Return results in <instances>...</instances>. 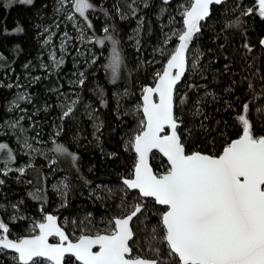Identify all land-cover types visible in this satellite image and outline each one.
I'll return each mask as SVG.
<instances>
[{"label":"snow or ice","instance_id":"obj_1","mask_svg":"<svg viewBox=\"0 0 264 264\" xmlns=\"http://www.w3.org/2000/svg\"><path fill=\"white\" fill-rule=\"evenodd\" d=\"M35 3L7 0L4 7ZM54 3L52 26L39 33L49 49L48 62L39 65L43 76L32 75L28 62L23 68L29 84L19 83L18 76L11 79L14 69L0 53V89L12 95L8 99L0 92V137L17 144L13 148L0 139V264H264V36L253 44L248 27L257 17L264 22V0L248 5L232 0L231 7L229 0H123L119 5L114 0L104 15L111 11L109 19L137 20L129 39L138 53L143 52L140 37L148 17H155V55L137 58L126 76L118 27L106 22L102 37L91 35L97 30L91 16L100 0ZM221 12L227 15L217 31L209 22L220 20ZM65 22L75 37L61 31ZM206 28L215 33L211 46L203 42ZM24 31L19 24L3 29L5 35ZM225 33L238 39L225 43ZM53 38L60 41L58 50ZM105 42L111 44V55L103 67L110 71L114 91L97 85L96 101L86 103L83 94L100 59L86 46L104 47ZM66 58L71 68H65ZM141 72L146 74L138 77ZM189 73L196 79L189 82ZM45 80L47 96L38 104L27 88ZM209 104L218 105L213 111L219 119L209 115ZM104 109L128 129L117 149L107 153L103 138L110 124L102 119ZM53 112L54 147L45 150L42 125ZM82 117L86 120L76 136L91 124L89 143L108 159L118 160L121 149L129 153L131 163L115 186L84 177L81 155L58 142L68 125L80 124ZM85 139L77 143L83 146ZM157 155L163 171L151 163ZM61 157L73 173L71 180L51 186L59 196L53 212L47 174L57 171ZM73 182L80 183V196L87 189L84 202L94 206L82 216L59 211L73 207ZM10 183L33 187L27 196L34 204L10 197Z\"/></svg>","mask_w":264,"mask_h":264},{"label":"trees","instance_id":"obj_2","mask_svg":"<svg viewBox=\"0 0 264 264\" xmlns=\"http://www.w3.org/2000/svg\"><path fill=\"white\" fill-rule=\"evenodd\" d=\"M92 3H96V0H90ZM114 0H100V4L97 7V11L92 14L91 18L93 22L96 24L97 30L95 33H92L94 37H102L103 33L100 30L101 26L107 24L109 26H117L119 31L117 38L120 40V44L118 48L121 50V55L124 59V65L122 66V74L124 76L127 75V70L132 68L139 58L140 60H144L147 58L151 60L155 55L153 52V48L157 47L156 40V27L151 23L152 20L155 19L154 16L148 17V23L146 25V30L141 32V45L143 48L142 53L136 52V45L134 40H130L129 37L133 35V30L136 28L137 20L134 18H130L129 20H120L117 16L115 19H109L112 13L109 11V17L104 15L103 9H111ZM232 0H229V7H231ZM7 3V0H0V53H3L9 59V63L11 68L14 69L12 73H10L11 79H15V77H20L19 83L27 86L29 84V76L28 73L23 68L25 63L31 62V73L32 75L43 76V71L39 68V65L45 62H48L49 57V49L43 47L42 39L39 33L43 30L44 27H50L53 16L56 15V5L54 0H36V3L33 6H21V5H13L12 7H4ZM116 4H122L123 0H115ZM251 3V0H244V4L248 5ZM47 4L48 7L44 8L43 5ZM66 11V8L64 9ZM227 13L221 12L220 20L213 19L209 22L211 27H214L219 31L218 25L221 22H224V17ZM19 24L23 26L25 31L21 34H12L5 35L3 29H8L11 31ZM40 26L39 28L37 26ZM250 29V36L252 38V43L255 44L257 42L258 37L264 36V22L260 21L257 17L254 23H249L248 25ZM70 31V33L75 37L77 33L71 29V25L65 22V25H62V29ZM207 36L204 38V45L211 46L212 39L211 37L215 35L214 32L209 31L207 28L205 29ZM238 39L235 36H227L225 33V43L229 41H233ZM221 41H216L218 45ZM79 42L77 41V44ZM53 44L55 48L58 50V39L53 38ZM86 47L92 48L93 51L97 52L100 56V59L97 65L93 66L95 68V76L91 77V83L89 84V91L83 94V99L86 103H94L96 101L94 89L97 85L104 87L110 91H114V86L109 84L108 81L110 79V71L106 70L103 65L108 63L109 57L111 55V44L110 42H105L104 47H100L96 45L93 47L92 45H87ZM197 47H202V45H197ZM18 49V50H17ZM234 51V48H233ZM59 54V53H58ZM259 54V53H258ZM73 55L75 53L73 52ZM65 68H71L72 61L70 58H66ZM146 68L151 67L150 65H146ZM155 67L158 69L159 64H156ZM91 70V69H90ZM4 69H0V72H3ZM145 72L138 73V77L145 75ZM9 76H5L4 79L8 81L10 79ZM54 78V77H53ZM66 79V78H65ZM194 77V74L189 73L188 80L191 82ZM49 81L45 80L43 83H34L31 87L27 88V91L33 94V99L38 102V104H42L47 96L45 91L46 86ZM123 83V80L120 81ZM203 84V81H200ZM215 85L217 82L212 81ZM183 90V87H182ZM212 91H218L216 87L211 88ZM19 91V89L12 90ZM0 92L8 94V99H12V95L10 90L8 89H0ZM108 95V93H105ZM138 94V92H137ZM53 100L55 97L52 98ZM115 101H113V104ZM126 105V102H124ZM218 105L209 104L207 107V112L210 116H215V118L219 119L220 117L214 113L213 109ZM5 107L7 104L5 103ZM108 112V109H104L101 116L102 119H105L106 124H110V127H107L104 132L103 138V149L104 152H110L117 149L118 143L124 139L125 132L128 129L124 128L123 125H118L112 116H106L105 114ZM55 119V112H53L51 118L43 123V135L46 141L44 145L45 150L49 148H53L54 145L51 141V133L54 131L52 127H49L51 121ZM81 123L76 125H68L67 130L64 134H62L61 138H58V142L65 143L66 146H69L73 151H77L81 155V174L87 179L92 180L94 183L100 182H108L110 186H115V181L117 180L119 175L124 174V169L126 166L130 165L131 160L128 158L129 153L123 152L121 149V156L118 160L113 161L107 158L106 155L102 154L100 149L96 147L95 143H89L92 140V137L88 135L91 132V124L83 125V135L76 136V131L81 127L82 121L86 120V117H82ZM129 120L132 118L129 117ZM112 129H116L119 132L117 135L116 132L112 131ZM231 131V129H230ZM31 135V134H29ZM87 139L84 140L83 146L77 143L78 139ZM0 139H4L5 142H9L10 146L13 148L17 147L15 140H7L6 137H0ZM219 147V145H217ZM41 158H37L39 161ZM25 162V158L21 153L20 163L23 166ZM152 165L158 171H163V165L161 163L160 156L152 158ZM92 169V171H89ZM47 172V169H44ZM73 170L70 167V162L64 160L62 157L60 162L57 165L56 172H49L47 174V191L50 198L49 209L53 212H56L59 205V196L53 192L52 185L58 184L61 180L67 178L68 180L72 179ZM32 177L35 178V174H32ZM9 188L11 189L8 192V195L15 199H25L30 204H34L31 201V198L27 196L28 191H34L35 189L26 184H15L10 183ZM73 189L75 190V195L72 196V208L67 210L60 209L59 211L63 213L64 216H69L70 213L73 215H83V212L86 210H90L91 206L85 203V198L87 196V189H83L84 195L80 196V183L73 182ZM76 210H80L77 212Z\"/></svg>","mask_w":264,"mask_h":264},{"label":"rangeland","instance_id":"obj_3","mask_svg":"<svg viewBox=\"0 0 264 264\" xmlns=\"http://www.w3.org/2000/svg\"><path fill=\"white\" fill-rule=\"evenodd\" d=\"M69 8H70V6H66V11H68ZM59 43H60V41H59V39H58V46H59Z\"/></svg>","mask_w":264,"mask_h":264},{"label":"water","instance_id":"obj_4","mask_svg":"<svg viewBox=\"0 0 264 264\" xmlns=\"http://www.w3.org/2000/svg\"><path fill=\"white\" fill-rule=\"evenodd\" d=\"M151 163H152V159H151Z\"/></svg>","mask_w":264,"mask_h":264}]
</instances>
